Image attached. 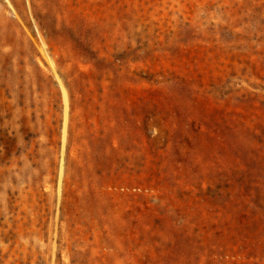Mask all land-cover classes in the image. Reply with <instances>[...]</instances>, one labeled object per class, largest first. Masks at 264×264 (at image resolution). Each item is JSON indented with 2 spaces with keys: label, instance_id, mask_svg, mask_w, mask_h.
I'll list each match as a JSON object with an SVG mask.
<instances>
[{
  "label": "rangeland",
  "instance_id": "rangeland-1",
  "mask_svg": "<svg viewBox=\"0 0 264 264\" xmlns=\"http://www.w3.org/2000/svg\"><path fill=\"white\" fill-rule=\"evenodd\" d=\"M0 264H264V0H0Z\"/></svg>",
  "mask_w": 264,
  "mask_h": 264
}]
</instances>
